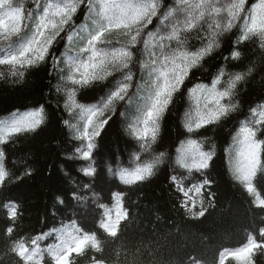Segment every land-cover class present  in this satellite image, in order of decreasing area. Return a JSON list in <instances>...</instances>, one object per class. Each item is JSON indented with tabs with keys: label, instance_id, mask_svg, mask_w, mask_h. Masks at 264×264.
I'll return each mask as SVG.
<instances>
[{
	"label": "snow or ice",
	"instance_id": "1",
	"mask_svg": "<svg viewBox=\"0 0 264 264\" xmlns=\"http://www.w3.org/2000/svg\"><path fill=\"white\" fill-rule=\"evenodd\" d=\"M233 29L223 62L207 81L199 79ZM247 44L255 45L254 56L241 47ZM35 71L45 72L55 102L16 109L0 120V194L33 175L32 165L12 148L48 127L49 105L59 112L71 146L64 159L84 179L64 170L76 215L27 237L19 234L21 204L0 202L7 222L0 264H77L78 258L85 264H145L136 252L131 260L121 258L135 214L126 191L104 196L106 180L95 163L102 136L117 123L137 146L127 166L106 165V175L121 185L147 183L167 168L178 207L201 219L215 207L211 173L220 161L264 211V98L239 118L241 91L257 75L264 79V0H0V80L21 85ZM178 101L187 106L178 113L179 136L170 150L162 144L163 124ZM233 119L236 125L227 128ZM219 129L227 132L224 143H218ZM66 208L64 197L55 196L52 214ZM257 254L264 255V226L242 245L223 249L218 264H255ZM148 264L166 262L152 256Z\"/></svg>",
	"mask_w": 264,
	"mask_h": 264
},
{
	"label": "trees",
	"instance_id": "2",
	"mask_svg": "<svg viewBox=\"0 0 264 264\" xmlns=\"http://www.w3.org/2000/svg\"><path fill=\"white\" fill-rule=\"evenodd\" d=\"M167 2L172 3V0ZM235 32L233 29V33L222 37L221 54L206 65L208 71L196 74L199 79L207 81L215 66L223 62L222 55L228 54L235 39ZM241 47L246 48L248 56L255 55V45L247 44ZM261 98H264V79L257 75L240 93L242 109L239 118L243 119L249 105ZM47 99L55 102V98L49 96L44 71H35L28 75L26 82L21 85H12L0 80V120L10 118L9 114L16 109L31 108ZM186 106L184 101H178L177 109L165 118L162 144L170 150L179 136L178 113ZM49 111L51 119L48 127L36 136L21 138L12 148L15 157L32 165L33 175L11 185L7 192L0 194V202L12 198L21 204L24 216L19 234L25 237L59 227L61 220L69 223L68 218L76 215L73 213L75 202L70 199L72 185L64 170H69L76 179H84L77 173L73 162L64 159V152L71 146L67 142L66 131L59 124V112L51 105ZM236 123V119L231 120L227 128H233ZM123 127L120 123L113 124L102 136L95 154L98 172L106 180L100 185L104 189V196L107 197L109 191H126L127 206L135 214V218L124 232L126 247L121 249V258L127 255L131 260L132 253L136 252L145 264H148L152 256L166 264H192L193 257L201 264H218V257L223 249L242 245L250 232L256 233L264 226V211L252 205V197L233 180L220 161H217L211 175L216 181L213 187L216 192L215 207L209 209L201 219L188 217L183 209L178 207L167 182V168L154 179L136 186L121 185L114 177L107 176L106 165L113 164L115 167V162L119 161L127 166L132 153L136 151V142L125 135ZM216 136L218 143H224L227 132L219 129ZM20 167H23V163ZM259 188H264V182L260 183ZM57 195L64 197L67 208L63 213L54 216L52 209ZM94 216L95 213L88 217V227L94 226ZM5 223L7 222L4 219V209L0 207V233ZM50 242L44 241L43 244ZM2 245L3 237L0 235V247ZM254 259L255 264H264V255L257 254ZM77 264H85L83 258H78ZM226 264L237 262L229 259Z\"/></svg>",
	"mask_w": 264,
	"mask_h": 264
},
{
	"label": "rangeland",
	"instance_id": "3",
	"mask_svg": "<svg viewBox=\"0 0 264 264\" xmlns=\"http://www.w3.org/2000/svg\"><path fill=\"white\" fill-rule=\"evenodd\" d=\"M120 156H122V155H120ZM118 159H119V157H117ZM117 159V160H118ZM211 175H212V173H211ZM106 176V175H105ZM102 177V176H101ZM106 179H107V176H106ZM102 180H104L103 178H102ZM73 206H74V204H73ZM73 213H74V210H73Z\"/></svg>",
	"mask_w": 264,
	"mask_h": 264
}]
</instances>
